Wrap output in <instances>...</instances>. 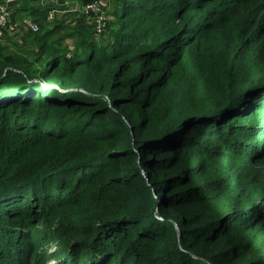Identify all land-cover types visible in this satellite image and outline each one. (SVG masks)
Returning <instances> with one entry per match:
<instances>
[{
    "label": "trees",
    "instance_id": "trees-1",
    "mask_svg": "<svg viewBox=\"0 0 264 264\" xmlns=\"http://www.w3.org/2000/svg\"><path fill=\"white\" fill-rule=\"evenodd\" d=\"M111 16L106 45L40 28L38 62L24 65L34 69L0 68V89L19 95L0 105V243L17 247L26 231L78 244L49 255L55 264H264V179L240 193L247 170L227 176L242 161L264 166V0H114ZM204 44L213 69L164 100L174 68ZM43 83L80 99L43 95ZM28 106L47 122L60 111L66 131L17 128ZM59 190L68 197L38 231ZM20 193L31 194L14 211ZM15 250L3 264H38L36 247Z\"/></svg>",
    "mask_w": 264,
    "mask_h": 264
},
{
    "label": "rangeland",
    "instance_id": "rangeland-1",
    "mask_svg": "<svg viewBox=\"0 0 264 264\" xmlns=\"http://www.w3.org/2000/svg\"><path fill=\"white\" fill-rule=\"evenodd\" d=\"M106 8H108V7L106 6ZM39 27H41V26H39ZM94 39L98 44L106 45L109 43L107 31L102 37L94 36ZM69 42L72 43L71 41H69ZM209 47H210L209 45L204 44L202 49H201V52L195 48H192L191 50L186 52L184 59L181 61L180 65L178 64L174 68L173 74L170 77L169 82L167 83V85L162 90L164 100H167V101H173L175 99L181 100L183 97L188 95V93L190 92L191 82L193 80H196L197 72H200V74H202L203 68L209 69V70L213 69L211 66L207 65L208 63H205L207 61V59L210 58V56H207L206 53H203L206 50H208ZM51 88H55V90L57 91V92L55 91L56 93L66 95L69 99H71V97H72V95H69L70 91L61 90L59 87L53 86V85L51 86L50 84L43 87L40 93L44 92L43 95H46L48 93V91H50ZM18 96L19 95H18V93H16V91L8 92V91H4V90L0 89V105L4 104L5 107H8L9 102H6V101L10 100L11 98L16 99ZM20 96H23V95H20ZM73 97H75L76 99H80L78 96H75V95ZM63 98H65V97H63ZM68 98H65V99H68ZM22 100L27 101L26 99H22ZM46 111H48V110H46ZM63 116L64 115L60 111H58V112L56 111V112H54L53 118H51L49 120V122H47L42 114H40L37 111H34V109L32 107L28 106V107L23 108L21 110V112L16 115L13 122H14L15 126L17 128H20V129H22L24 127L32 128L33 126H36L41 131H48L51 133H59L60 134V133H64V131H66V130L63 131L62 129L57 128L60 125L66 124L67 118H65ZM263 119H264V117H263ZM64 120H66V121H64ZM7 121H8V117H5V120L2 122V127L8 128V126L6 124ZM246 121H251V119H248ZM72 124H75V123H72ZM65 126H67V125H65ZM45 127H47V128H45ZM67 127H69V126H67ZM249 150H252V149H249ZM253 150H255V149H253ZM258 151H261V150L259 149ZM92 166L95 167L96 164H93ZM83 169H85V167ZM88 169L90 170V168H88ZM243 169H246L247 173H246V177H245V182L242 183L240 185V187H238V191L240 193H242L245 188L252 185L256 179H259V178L264 179V166L261 167L258 164H252L250 166L247 161L246 162L242 161L239 164L233 165V168L230 169V172L227 174V176L237 177L239 175V172H242ZM70 173L71 172L65 173L66 175L61 176V178L67 177L68 175H73ZM61 178L54 179V182L59 181ZM37 184L39 186H41L43 191H44L45 183L37 182ZM29 194H31V193H29ZM29 194L24 196L23 193H20L19 194L20 197H18V199H17V197H15L12 199L13 201L8 202V204L10 205L9 208L10 207L13 208L14 211L18 210L21 207V206L19 207V205H22V202H21L22 199H24V198L28 199V197L30 196ZM233 195L235 196V193ZM4 197H6L4 199L5 200L7 199V201H8V197L7 196H4ZM47 197H49L50 200L47 202L48 204L44 205L45 206L43 209L44 214L40 213V214L36 215V218L33 221L34 225L39 223V225L37 226L38 231H43L46 228V226L52 227V225L50 223H47L46 220H49L51 217L50 213L52 211L51 209L53 208V204H54L53 201H60V200L65 199L68 196L63 194L62 190H59V191L53 193L52 195H51V193L48 194ZM40 201H41L40 203H45L46 200L40 199ZM5 207L6 206H4V208ZM5 209H7V208H5ZM1 210H0V214H2L1 212H3ZM158 218H159L158 220L163 221L161 217H158ZM53 230L54 231L56 230V232L58 234L59 233H65L66 234V232H64V230L59 226V224L55 225L53 228H51L50 232H52ZM18 234L19 233H16L14 236L17 237ZM20 234H21V232H20ZM0 235L3 236L4 234L1 233ZM177 236L179 237L178 233H177ZM21 237H22L21 242H19V244H17L18 245L17 247H15L16 245H13L15 243V239L14 240L12 239V240L7 241V242L4 241V242L0 243V264L5 263L6 261L13 260L15 255L17 254L15 249H18V248L22 249L23 248L24 249L23 253L25 254V252L29 248V245L36 247V252H35L34 258L35 259L40 258L38 264H55L59 260L58 259L57 260H54V259L46 260L49 255H53V254L56 255L59 253L68 252L65 249L69 244H70V246H71V244H73L72 247H75L76 245H78L77 243H74L72 240H71L72 242L68 241L65 244H61V243H58L55 241L45 242V243L37 242L36 240H34L32 238H28L26 231L21 234ZM0 241H2V240H0ZM72 251L73 250H70V253H72ZM53 257H55V256H53ZM249 260L250 259H247L245 262H247ZM197 261L199 262V264H212V263H209V261L206 260L205 258L197 257ZM33 264H35V262Z\"/></svg>",
    "mask_w": 264,
    "mask_h": 264
},
{
    "label": "crops",
    "instance_id": "crops-1",
    "mask_svg": "<svg viewBox=\"0 0 264 264\" xmlns=\"http://www.w3.org/2000/svg\"><path fill=\"white\" fill-rule=\"evenodd\" d=\"M86 1L88 0H20L16 5H13L9 25L0 36V68H4V71L21 72L26 71L25 69L29 71L34 68H24V65L38 62L37 34L31 30L26 23L27 20L41 26V30L61 26L70 34L78 29H83L87 30L94 38L91 21L81 12V7ZM100 1L108 7L111 21L114 0ZM51 13H53L54 19H48ZM66 32H62L60 37L64 36ZM66 39L72 48L75 45V40L73 38ZM7 63L8 65L4 66Z\"/></svg>",
    "mask_w": 264,
    "mask_h": 264
},
{
    "label": "built area",
    "instance_id": "built-area-1",
    "mask_svg": "<svg viewBox=\"0 0 264 264\" xmlns=\"http://www.w3.org/2000/svg\"><path fill=\"white\" fill-rule=\"evenodd\" d=\"M17 2L18 0H4L0 3V36L3 35L9 25L12 5ZM81 12L84 17L91 21L93 32L96 37H101L106 33L110 19L108 9L102 1L93 0L84 3L81 7ZM48 19H54L53 13L48 16ZM26 23L34 33L40 31L38 24L32 23L30 20H27Z\"/></svg>",
    "mask_w": 264,
    "mask_h": 264
},
{
    "label": "water",
    "instance_id": "water-1",
    "mask_svg": "<svg viewBox=\"0 0 264 264\" xmlns=\"http://www.w3.org/2000/svg\"><path fill=\"white\" fill-rule=\"evenodd\" d=\"M42 85H43V87H45L44 83Z\"/></svg>",
    "mask_w": 264,
    "mask_h": 264
}]
</instances>
